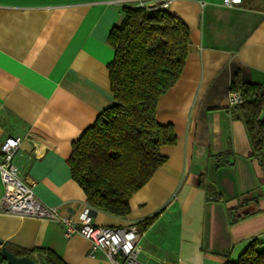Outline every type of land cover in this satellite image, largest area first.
Masks as SVG:
<instances>
[{"label": "crops", "instance_id": "1", "mask_svg": "<svg viewBox=\"0 0 264 264\" xmlns=\"http://www.w3.org/2000/svg\"><path fill=\"white\" fill-rule=\"evenodd\" d=\"M222 1L0 0V145L21 139L24 183L71 220L86 200L68 159L114 105L107 38L122 8H162L188 27L182 74L157 103L158 123L176 135L160 148L165 163L131 196L126 217L89 210L99 227L140 226L156 215L140 229L146 264H226L251 242L264 244V171L229 107L234 82L264 84V0ZM63 232L53 221L0 213V242L36 264L49 255L59 264H110L102 254L88 256L89 241Z\"/></svg>", "mask_w": 264, "mask_h": 264}, {"label": "trees", "instance_id": "2", "mask_svg": "<svg viewBox=\"0 0 264 264\" xmlns=\"http://www.w3.org/2000/svg\"><path fill=\"white\" fill-rule=\"evenodd\" d=\"M122 13L107 38L114 51L108 65L114 105L83 132L68 159L87 205L119 218L129 214L131 196L165 163L160 148L176 142L173 126L159 124L156 110L160 97L180 78L189 44L188 27L165 9L139 4L123 7ZM230 92L242 98L233 110L246 129L250 157L264 171V84L234 82ZM44 264L59 262L49 255ZM226 264H264V244L251 242Z\"/></svg>", "mask_w": 264, "mask_h": 264}, {"label": "built area", "instance_id": "3", "mask_svg": "<svg viewBox=\"0 0 264 264\" xmlns=\"http://www.w3.org/2000/svg\"><path fill=\"white\" fill-rule=\"evenodd\" d=\"M242 0H223L224 7H233ZM142 5V3H140ZM242 103L240 94L231 92L229 107ZM21 139L7 137L0 145V181L3 192L0 198V213L49 220L64 227V236L79 235L90 243L88 256L102 254L110 264H146L141 258L142 231L138 224L127 228L95 226L89 215L90 207L85 203L77 220L62 217L56 208L43 205L34 195L32 188L22 179Z\"/></svg>", "mask_w": 264, "mask_h": 264}, {"label": "water", "instance_id": "4", "mask_svg": "<svg viewBox=\"0 0 264 264\" xmlns=\"http://www.w3.org/2000/svg\"><path fill=\"white\" fill-rule=\"evenodd\" d=\"M251 199H256L261 196V192H255ZM0 264H36L35 260L28 256H17L13 254L7 247L0 242Z\"/></svg>", "mask_w": 264, "mask_h": 264}, {"label": "flooded vegetation", "instance_id": "5", "mask_svg": "<svg viewBox=\"0 0 264 264\" xmlns=\"http://www.w3.org/2000/svg\"><path fill=\"white\" fill-rule=\"evenodd\" d=\"M13 253V252H12ZM13 254H16V253H13Z\"/></svg>", "mask_w": 264, "mask_h": 264}]
</instances>
